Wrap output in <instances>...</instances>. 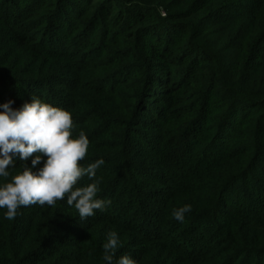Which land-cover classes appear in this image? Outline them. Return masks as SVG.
<instances>
[{"label": "trees", "instance_id": "trees-1", "mask_svg": "<svg viewBox=\"0 0 264 264\" xmlns=\"http://www.w3.org/2000/svg\"><path fill=\"white\" fill-rule=\"evenodd\" d=\"M56 1L0 0V104L70 112L111 203L0 209V264H106L109 231L137 264H264V0H58L66 40L46 32ZM223 22L235 37L217 53Z\"/></svg>", "mask_w": 264, "mask_h": 264}, {"label": "clouds", "instance_id": "clouds-1", "mask_svg": "<svg viewBox=\"0 0 264 264\" xmlns=\"http://www.w3.org/2000/svg\"><path fill=\"white\" fill-rule=\"evenodd\" d=\"M14 100L0 104V178L11 177L0 183V209H6L4 218L12 220L21 206L32 204L52 206L57 200L67 198L81 218L95 214L111 201L97 198L100 181L96 171L105 164L103 158L83 166L89 139L81 131L73 137V120L70 112L42 102L31 96L14 108ZM24 162L23 168L12 175L9 168L15 167L14 157ZM35 154V155H33ZM31 161L30 166L27 163ZM87 176L93 182L75 187ZM192 211L191 204L173 212L174 218L183 222L185 214ZM120 238L116 231H109L103 244V260L106 264H137L129 255L116 258Z\"/></svg>", "mask_w": 264, "mask_h": 264}, {"label": "rangeland", "instance_id": "rangeland-1", "mask_svg": "<svg viewBox=\"0 0 264 264\" xmlns=\"http://www.w3.org/2000/svg\"><path fill=\"white\" fill-rule=\"evenodd\" d=\"M33 1H35V0H33ZM19 4H22V3L19 2ZM68 4L65 5L64 3H61V1L57 0L56 3L53 5V7L52 8L50 7V9H49L50 12L48 10V13L45 15L43 20H45V19L47 20V23L45 25H46V29H47L46 32H47L48 35L50 34L51 30L54 27L55 28H56V26L60 27V24H61V28L63 30V31L60 32L59 29H57V31H54V33L51 32L52 35L50 34L49 38H50V36H54L57 39L61 38L63 40L64 39L66 40V37H67V34H68V30H69V26H70V23H68L69 19L65 18L66 15H67V11H68V9H67L68 8L67 7ZM51 9H52V11H51ZM63 18H65V19L63 20ZM59 20H60V22H59ZM62 21H63V23H62ZM62 24H64V25L62 26ZM228 26L229 25L227 24V22H223V24L218 25L217 27H214L213 35L209 36L206 39L208 41V44H209L210 48H212L213 50L215 49V51H217V49L222 48V46H225L227 48L229 46V44H231L230 41L235 37L234 36L235 32L233 31L232 33H230L228 31V29H227ZM46 32H45V29H42V30L38 31V34H42V33L45 34ZM158 32H160V34L165 33L164 39L165 40L168 39L167 35L170 32L169 29H163V30L158 31ZM44 34L42 36H44ZM98 35H99V33H97L96 37H98ZM69 43L73 44V41L70 40L67 44H69ZM234 43H236L235 40H234ZM218 52L219 51H217V53ZM236 188H239V187H236ZM240 192H242V190Z\"/></svg>", "mask_w": 264, "mask_h": 264}]
</instances>
